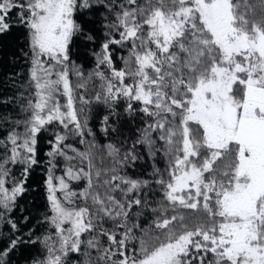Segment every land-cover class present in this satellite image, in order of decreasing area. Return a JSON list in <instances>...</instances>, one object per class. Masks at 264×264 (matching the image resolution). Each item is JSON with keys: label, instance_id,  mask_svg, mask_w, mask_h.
<instances>
[{"label": "trees", "instance_id": "obj_1", "mask_svg": "<svg viewBox=\"0 0 264 264\" xmlns=\"http://www.w3.org/2000/svg\"><path fill=\"white\" fill-rule=\"evenodd\" d=\"M74 1L76 28L63 62L77 120L62 115L53 124L38 123L35 115L44 119L54 106L64 108L57 73L64 65L32 45L26 0H0V264H146L158 248L182 240L183 250L165 264H233L224 251L227 241H218L220 224L262 218L256 212L228 217L222 210L224 187L231 188L239 177V142L189 144L182 120L162 158L154 157L147 142L164 115L142 100L140 90L157 89L171 50L163 58L157 15L175 24L170 47L196 37L179 0ZM244 3L251 22L264 32V0ZM231 5L237 8L240 1ZM248 22L245 28L253 29ZM135 44L147 46L151 62L143 64ZM196 81L194 76L181 83L180 101L166 94L176 119L186 114ZM242 88L235 81L227 98L236 102ZM244 98L264 103V84L253 86ZM71 124L77 127L72 141L89 151L103 196L87 195L85 182L72 200L56 182L57 157ZM226 170L228 183L222 180ZM263 201L264 192L254 211ZM248 244H257L251 247L264 264V223Z\"/></svg>", "mask_w": 264, "mask_h": 264}, {"label": "rangeland", "instance_id": "obj_2", "mask_svg": "<svg viewBox=\"0 0 264 264\" xmlns=\"http://www.w3.org/2000/svg\"><path fill=\"white\" fill-rule=\"evenodd\" d=\"M234 9L231 0H179L181 11L188 20L189 30L196 36L190 43L170 47L168 37L175 29L163 15H157L156 31L160 33L161 54L169 49L166 67L158 73L159 84L156 90L145 91L141 88V98L158 110L163 116L160 126L148 133L147 142L154 149V157L162 158L169 153V138L174 135L178 124L186 126V140H199L202 145L225 147L239 142L237 155L238 180L225 186L222 193V210L228 217L235 214L242 216L258 214L259 220L226 222L220 224L219 242L227 241L224 251L233 264H259L257 252L248 244L256 236L259 237L264 223V201L258 211H254L256 199L264 192V103L244 98L245 92L255 85L264 84V32L251 22L245 9L244 0ZM30 12L31 43L34 48L52 61L62 62L64 66L55 72L59 74V86L63 94L64 108L54 106L46 113L44 119L35 115L38 123L51 121L57 124L62 115L76 121L68 79L66 78L65 49L70 34L76 24L71 13L74 0H26ZM4 9L0 5V28L4 26L2 17ZM195 18L199 22H194ZM143 18L140 17L141 21ZM248 20L253 29L245 28ZM197 29V30H196ZM135 54L143 57V64L151 62L147 46L135 44ZM163 58H166L163 55ZM71 70L75 67L70 65ZM168 69V70H167ZM197 81L192 87V96L186 108L185 118L174 116L173 100L180 101L181 83L193 79ZM238 81L242 94L236 102L227 98L231 85ZM56 84V83H55ZM244 92V94H243ZM166 94L172 98L168 100ZM244 98V100H243ZM45 101L39 102V108ZM61 102V103H62ZM171 110L172 114L166 113ZM54 120V121H53ZM179 121V122H178ZM198 122L199 130L193 123ZM176 124V126H175ZM36 129V126H34ZM77 135V127L71 124L67 129L66 141L62 143L58 154L56 182L67 197L78 198V190L85 183L90 184L87 195L103 196L105 192L96 189L95 175L90 166L86 148L72 138ZM230 143V144H229ZM148 146V145H147ZM110 148H107L110 153ZM142 152L147 147L141 148ZM108 157H112L111 155ZM222 180L230 181L228 171L222 173ZM89 177V178H88ZM89 179V180H88ZM88 180V181H87ZM182 181V179H181ZM78 183V185H74ZM91 186L93 188H91ZM185 242L177 241L158 248L145 260L146 264H165L172 261L183 250ZM239 257L240 260L237 258ZM173 263V262H172ZM171 263V264H172ZM226 264V263H221Z\"/></svg>", "mask_w": 264, "mask_h": 264}]
</instances>
